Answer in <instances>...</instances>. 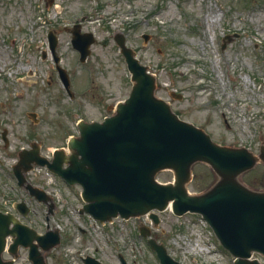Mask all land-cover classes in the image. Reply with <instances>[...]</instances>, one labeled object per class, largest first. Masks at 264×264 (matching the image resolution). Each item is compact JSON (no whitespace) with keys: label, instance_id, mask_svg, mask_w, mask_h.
<instances>
[{"label":"rangeland","instance_id":"obj_1","mask_svg":"<svg viewBox=\"0 0 264 264\" xmlns=\"http://www.w3.org/2000/svg\"><path fill=\"white\" fill-rule=\"evenodd\" d=\"M82 19L83 30L96 37L85 62L71 42V28ZM51 29L71 76L72 98L51 55ZM119 33L156 74L157 95L181 118L222 145L245 146L257 155L264 145V0H56L54 5L0 0V208L13 211L14 202L25 200L31 212L21 216L24 222L40 232L48 226L62 231L61 244L46 253L50 264H84L89 254L103 264H122L121 257L127 264H161L140 234L144 217L126 221V227L120 222L123 228L116 221L119 229L114 230L110 224L83 227L82 234L80 223L88 216L79 214V185L69 186L45 167L27 172L29 182L52 194L50 210L18 184L13 172L19 152L33 141L49 158L56 148L68 151V139L79 134V120H103L127 98L132 80L115 41ZM172 91L183 98H174ZM158 178L172 180L173 171H161ZM240 179L264 189V163ZM216 180L208 164L197 162L189 189L200 193ZM157 213L152 234L181 263L233 264L200 214ZM254 257L263 259L257 253Z\"/></svg>","mask_w":264,"mask_h":264},{"label":"water","instance_id":"obj_2","mask_svg":"<svg viewBox=\"0 0 264 264\" xmlns=\"http://www.w3.org/2000/svg\"><path fill=\"white\" fill-rule=\"evenodd\" d=\"M72 31L73 46L85 61L95 36L93 32L82 33L79 24ZM144 37L148 39V35ZM115 39L132 72L129 97L103 121L82 120L78 125L80 135L68 142L69 153L65 148L56 149L50 160L41 154L40 144L35 141L32 148L21 150L13 166L19 184L39 201L49 203L51 195L28 182L25 174L35 165L47 166L68 183L83 187L85 204L80 212H88L101 222L149 214L157 223L159 217L154 210L163 211L172 202L177 215L201 214L235 256L234 264H264L252 258L254 252L264 256V191L240 180L244 172L264 162V145L259 155L244 146L221 145L202 128L181 119L166 100L156 95V76L127 46L125 36L117 34ZM49 40L60 77L73 95L69 74L60 65L58 38L53 31ZM198 161L209 164L218 179L204 192L192 193L188 184ZM166 169L174 171V181L163 183L157 179L158 172ZM49 206L52 210L54 203ZM15 207L24 214L30 211L25 202H16ZM141 234L148 237L161 264H182L164 243L151 236L149 227H141ZM9 235L13 239L9 251L18 256L20 246L28 248L32 264H49L46 253L61 243L59 229L48 226L45 233H40L15 214L0 210V264H14L3 257ZM84 262L102 264L90 255ZM123 264H127L124 259Z\"/></svg>","mask_w":264,"mask_h":264},{"label":"flooded vegetation","instance_id":"obj_3","mask_svg":"<svg viewBox=\"0 0 264 264\" xmlns=\"http://www.w3.org/2000/svg\"><path fill=\"white\" fill-rule=\"evenodd\" d=\"M55 0H48V4H51V3H53ZM83 20V19H82ZM76 22H78V20L76 21ZM75 22V23H76ZM75 23L73 24V25H75Z\"/></svg>","mask_w":264,"mask_h":264}]
</instances>
